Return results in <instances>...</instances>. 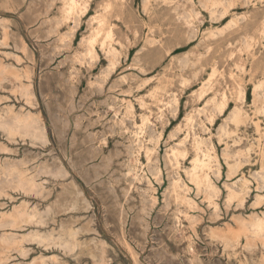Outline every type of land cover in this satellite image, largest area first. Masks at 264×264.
Returning a JSON list of instances; mask_svg holds the SVG:
<instances>
[{"label": "rangeland", "instance_id": "374dc122", "mask_svg": "<svg viewBox=\"0 0 264 264\" xmlns=\"http://www.w3.org/2000/svg\"><path fill=\"white\" fill-rule=\"evenodd\" d=\"M66 2L0 0V264H264V0Z\"/></svg>", "mask_w": 264, "mask_h": 264}, {"label": "bare ground", "instance_id": "6f19581e", "mask_svg": "<svg viewBox=\"0 0 264 264\" xmlns=\"http://www.w3.org/2000/svg\"><path fill=\"white\" fill-rule=\"evenodd\" d=\"M67 1V0H66ZM66 3H69V4H67L68 5V7H67V9H66V13H67V16H68V13L70 14V13H72L73 11H74V9L76 8V6L78 5L77 4V0H69V2H66ZM64 6H65V4H64ZM65 8V7H64ZM63 8V9H64ZM107 8V7H106ZM105 9V8H104ZM64 12V11H63ZM65 13V12H64ZM65 16H66V14H65ZM98 17V16H97ZM101 17V16H100ZM99 17V18H100ZM103 17V16H102ZM100 18L99 20H97V23L99 22V23H103V20H105L104 18ZM89 19V18H88ZM100 25H102V24H100ZM104 26V25H103ZM96 29V28H95ZM98 29H99V27H98ZM98 29H96V31L97 32H101L100 30L98 31ZM104 29V28H103ZM103 29H101V30H103ZM95 31V30H94ZM93 31V32H94ZM96 31L94 32L95 34H92L91 36V38H94L93 36L95 35L96 37H98V35L99 34H97L96 35ZM107 31V30H106ZM105 31V32H106ZM110 31V30H109ZM102 33V32H101ZM100 33V34H101ZM109 33V32H108ZM105 35H106V33H104ZM110 34V33H109ZM105 35H104V38H105ZM96 37H95V39H96ZM107 37H108V34H107ZM106 37V38H107ZM105 38V39H106ZM107 40V39H106ZM108 40H110V36H109V38H108ZM96 41V40H95ZM98 41V40H97ZM91 42V41H90ZM94 41H92V43H93ZM109 43V42H108ZM102 44H106V43H104L103 42V40H102ZM107 45V44H106ZM105 45V46H106ZM113 50V49H112ZM110 51V50H109ZM110 64V63H109ZM264 83V82H263ZM258 85V84H257ZM260 85V84H259ZM262 85V84H261ZM260 85V86H261ZM256 86V85H255ZM75 87V86H74ZM259 87V86H258ZM264 87V86H263ZM257 88V87H256ZM261 87H259V89H260ZM239 91V90H238ZM254 91H256L255 89H254ZM240 92V91H239ZM241 93V92H240ZM240 96V95H239ZM221 103V102H220ZM218 104V103H217ZM73 105V104H72ZM216 106L217 105H215V108H216ZM221 107L223 106V105H220ZM219 108V106H217V109ZM220 109V108H219ZM218 109V110H219ZM240 109V108H239ZM238 109V110H239ZM236 111H234L233 112V114H232V116H233V118H234V120H237L238 121V123L240 122L239 121V119L241 118V115H242V113H240L239 111H237V109H235ZM263 110H264V108H263ZM242 111V110H241ZM219 112H220V110H219ZM232 118V117H231ZM230 118V119H231ZM23 125H24V127L26 128V130H28L30 133H32L33 135H40V136H43L44 137V132H43V127H42V124H41V120H40V118H39V116H32V115H27L26 117H23ZM189 120H190V118H189ZM231 120H233V119H231ZM241 120H243V119H241ZM19 121V120H18ZM235 122V121H234ZM241 122H243V121H241ZM236 123V122H235ZM238 123H237V125H238ZM221 129V128H220ZM197 141H199V140H197ZM195 143V142H194ZM203 144V143H202ZM200 142H196V144H195V149L197 148L198 149V152H199V150L201 149L200 148ZM194 149V150H195ZM174 151V150H173ZM197 151V150H196ZM195 151V152H196ZM202 151V150H201ZM264 151V150H263ZM262 151V152H263ZM175 152H177V151H175ZM180 152V151H179ZM178 152V153H179ZM261 152V153H262ZM30 153V152H29ZM177 153V155L179 156V155H181L180 153L178 154ZM173 154H174V152H173ZM198 154V153H197ZM201 154V153H200ZM183 155H184V153H183ZM195 155V154H194ZM175 156V155H174ZM182 156V155H181ZM261 157H263V154L261 155ZM209 158H210V156H209V154H208V152L207 153H205L204 151H202V154L200 155V156H197L196 155V157L192 160V168H191V170H192V172H191V177H192V179H191V177H189L191 180H193V182L195 183V185H196V187L197 188H204L205 189V192L207 193V195H208V197H210L212 194H214V192L216 191L215 189V187L216 186H214L213 184H212V182H210V179H209V177H208V175H207V173L204 171V168L205 167H207L208 166V164H210L209 162H211V161H209ZM174 159V158H173ZM177 159V158H176ZM264 159V158H263ZM263 159L261 160L262 162H263ZM175 160V159H174ZM212 160V159H211ZM239 161V160H238ZM238 161H236L237 163H238ZM191 162V161H190ZM231 164V163H230ZM239 164V163H238ZM261 164V163H260ZM232 165H233V163H232ZM234 165H237V164H235L234 163ZM263 165V164H262ZM231 167H234V166H231ZM230 167V168H231ZM235 167H237V166H235ZM239 167V166H238ZM261 168V167H260ZM263 168V167H262ZM189 169V168H188ZM207 170V169H206ZM228 170H230V172H231V170L232 169H229V164H228ZM232 173H234V169H233V172ZM236 173V172H235ZM257 173H259L258 171H257ZM187 174V173H186ZM190 174V173H189ZM209 174V173H208ZM228 174H230V173H228ZM188 175V174H187ZM230 176V175H229ZM245 179V178H244ZM244 179H243V181H244ZM241 180V179H240ZM247 180V179H246ZM47 181V180H46ZM179 181V180H178ZM178 181H177V183H178ZM237 181V180H236ZM242 181V182H243ZM176 182V181H175ZM242 182H241V184H242ZM245 182V181H244ZM233 183V182H232ZM98 184V183H97ZM179 184V183H178ZM19 185V184H18ZM245 185V184H244ZM176 186V185H175ZM179 186V185H178ZM183 186V185H182ZM243 186V185H242ZM174 187V186H173ZM226 187H227V185H226ZM241 187V186H240ZM183 188V187H182ZM242 188V187H241ZM179 190H180V188H178ZM143 190V189H142ZM238 190V189H237ZM243 190V188L241 189V191ZM178 191V190H177ZM181 191V190H180ZM174 192H176V191H174ZM183 192V191H182ZM247 192V191H246ZM177 194H178V192H177ZM184 194V193H183ZM240 194V193H239ZM238 194V195H239ZM243 194V193H242ZM227 195H228V197H232V196H236L237 195V193H236V191L233 189V188H231V187H229L228 186V192H227ZM246 195V194H245ZM258 196V198L259 197H262L264 194H257ZM186 196V195H185ZM240 196L242 197V195H239V198H240ZM185 200H187V202H192V201H189V199H187L186 197H184V196H182ZM263 198V197H262ZM180 199V198H179ZM261 199V198H260ZM232 200V198L230 199V200H228L229 202ZM259 200V199H258ZM183 202H185L186 203V201H183ZM188 204V203H187ZM188 205H190V204H188ZM192 205V204H191ZM262 222H263V219L262 218H258V219H256V222L253 224L254 225V227L257 229V230H259V229H261V227H262ZM48 224V223H47ZM53 245V244H52ZM162 249V248H161ZM166 261V260H165Z\"/></svg>", "mask_w": 264, "mask_h": 264}]
</instances>
